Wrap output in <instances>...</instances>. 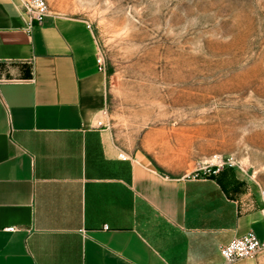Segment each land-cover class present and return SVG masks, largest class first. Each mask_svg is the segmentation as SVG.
<instances>
[{
  "label": "crops",
  "instance_id": "0c3cea01",
  "mask_svg": "<svg viewBox=\"0 0 264 264\" xmlns=\"http://www.w3.org/2000/svg\"><path fill=\"white\" fill-rule=\"evenodd\" d=\"M27 22L0 0V264H223L235 238L264 244V195L246 179L171 176L100 126L108 74L87 21Z\"/></svg>",
  "mask_w": 264,
  "mask_h": 264
},
{
  "label": "rangeland",
  "instance_id": "374dc122",
  "mask_svg": "<svg viewBox=\"0 0 264 264\" xmlns=\"http://www.w3.org/2000/svg\"><path fill=\"white\" fill-rule=\"evenodd\" d=\"M47 1L92 25L127 154L171 176L223 160L264 195V0Z\"/></svg>",
  "mask_w": 264,
  "mask_h": 264
},
{
  "label": "built area",
  "instance_id": "2783aa9c",
  "mask_svg": "<svg viewBox=\"0 0 264 264\" xmlns=\"http://www.w3.org/2000/svg\"><path fill=\"white\" fill-rule=\"evenodd\" d=\"M20 1V10L28 18L27 22V31H31L34 27V24H42L44 20L50 16L51 10L47 0H19ZM88 28L93 30L91 24L88 23ZM98 66L99 70L106 73L105 60L101 55L99 49L98 57ZM101 127H107L100 123ZM122 160H128L129 156L126 153L120 154ZM227 163L223 160L219 164H205L200 169H197L193 173V177L196 179L207 178L220 173L221 168L225 167ZM229 167L236 166L235 163L230 162ZM107 229V228H106ZM14 231V229H10ZM264 249V244H262L255 233L249 232L243 237L235 238L228 245L224 246L221 250V255L223 258V264H238L240 261L247 259H254L260 251Z\"/></svg>",
  "mask_w": 264,
  "mask_h": 264
},
{
  "label": "trees",
  "instance_id": "16d2710c",
  "mask_svg": "<svg viewBox=\"0 0 264 264\" xmlns=\"http://www.w3.org/2000/svg\"><path fill=\"white\" fill-rule=\"evenodd\" d=\"M211 177H213V176H211Z\"/></svg>",
  "mask_w": 264,
  "mask_h": 264
}]
</instances>
